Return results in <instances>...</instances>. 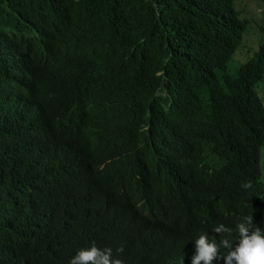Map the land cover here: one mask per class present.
Listing matches in <instances>:
<instances>
[{
	"label": "trees",
	"instance_id": "trees-1",
	"mask_svg": "<svg viewBox=\"0 0 264 264\" xmlns=\"http://www.w3.org/2000/svg\"><path fill=\"white\" fill-rule=\"evenodd\" d=\"M241 1L0 0V264L92 242L189 264L200 231L264 228V21Z\"/></svg>",
	"mask_w": 264,
	"mask_h": 264
},
{
	"label": "clouds",
	"instance_id": "clouds-1",
	"mask_svg": "<svg viewBox=\"0 0 264 264\" xmlns=\"http://www.w3.org/2000/svg\"><path fill=\"white\" fill-rule=\"evenodd\" d=\"M250 182H244L243 188H248ZM165 226L163 229H168ZM238 233L235 244L227 236L218 242L207 231H200L193 240L194 254L191 255L190 264H210L213 258H223V264H264V228L257 227L252 223V215H243L235 224ZM215 233H226L231 235L232 229L223 223L213 226ZM227 249L226 254L219 255V249ZM118 248L117 251H122ZM113 249L109 246L98 247L95 242L87 247L76 250L74 255L69 257L68 264H125V262L112 254ZM127 261V260H126ZM182 264V258L180 260Z\"/></svg>",
	"mask_w": 264,
	"mask_h": 264
},
{
	"label": "rangeland",
	"instance_id": "rangeland-1",
	"mask_svg": "<svg viewBox=\"0 0 264 264\" xmlns=\"http://www.w3.org/2000/svg\"><path fill=\"white\" fill-rule=\"evenodd\" d=\"M239 8H241V10H245L246 17H253L255 20H257L256 22L260 24L264 21V0H242L239 3ZM256 22H252L251 24V30H249L246 35L245 41L243 42L244 47L238 50V52L236 53V59H238L239 61L246 60L248 55H250L251 51H248V48H258L260 30ZM233 67L234 69L237 68L235 61H233Z\"/></svg>",
	"mask_w": 264,
	"mask_h": 264
},
{
	"label": "bare ground",
	"instance_id": "bare-ground-1",
	"mask_svg": "<svg viewBox=\"0 0 264 264\" xmlns=\"http://www.w3.org/2000/svg\"><path fill=\"white\" fill-rule=\"evenodd\" d=\"M249 20V19H248ZM255 20V19H254ZM256 24V23H255ZM260 25V24H259ZM251 30V29H250ZM1 48V47H0ZM260 57V56H259ZM252 60H254V59H252ZM251 61V60H250ZM261 61V60H260ZM253 62V61H252ZM261 63V62H260ZM253 64V63H252ZM256 65H257V63H256ZM258 67V66H257ZM260 82V81H259ZM258 83V82H257ZM227 91H228V89H227ZM228 94V93H227ZM163 193L164 192H160V191H157L156 190V192L152 195V199H153V203H152V209H153V211L155 212V215L153 216V219H154V221L156 222V224L157 225H159V221H161V219H159V216H160V211H159V209H158V207H159V202H158V200L162 197V195H163ZM163 237H164V233H162L161 234ZM155 240V239H154ZM157 258H158V256L157 257H154L149 263H147V264H150V263H152V262H154V261H156L157 260ZM190 258H191V255H190ZM190 258H189V264H190ZM137 264H140V263H137Z\"/></svg>",
	"mask_w": 264,
	"mask_h": 264
}]
</instances>
